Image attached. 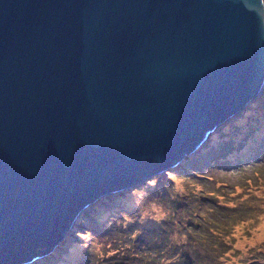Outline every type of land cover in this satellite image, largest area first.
Instances as JSON below:
<instances>
[{
    "label": "water",
    "instance_id": "1",
    "mask_svg": "<svg viewBox=\"0 0 264 264\" xmlns=\"http://www.w3.org/2000/svg\"><path fill=\"white\" fill-rule=\"evenodd\" d=\"M264 88V0H0V264L207 142Z\"/></svg>",
    "mask_w": 264,
    "mask_h": 264
},
{
    "label": "rangeland",
    "instance_id": "2",
    "mask_svg": "<svg viewBox=\"0 0 264 264\" xmlns=\"http://www.w3.org/2000/svg\"><path fill=\"white\" fill-rule=\"evenodd\" d=\"M243 108L212 153L93 198L33 264H264V88Z\"/></svg>",
    "mask_w": 264,
    "mask_h": 264
},
{
    "label": "clouds",
    "instance_id": "3",
    "mask_svg": "<svg viewBox=\"0 0 264 264\" xmlns=\"http://www.w3.org/2000/svg\"><path fill=\"white\" fill-rule=\"evenodd\" d=\"M209 140H213L214 141V136L210 135ZM206 146L210 147V145H207L206 142L204 140H202L201 143L198 146H196L187 155V157L184 160H181V161H178V162L175 163L177 168L179 170H182L183 166H186L187 168H189V166L192 165L191 163H193L195 158H200L203 155H209L208 152L212 153L214 150H216V148H218L217 146L213 145V146H211V148L207 149ZM76 220H77V218H76ZM26 264H28V262Z\"/></svg>",
    "mask_w": 264,
    "mask_h": 264
},
{
    "label": "trees",
    "instance_id": "4",
    "mask_svg": "<svg viewBox=\"0 0 264 264\" xmlns=\"http://www.w3.org/2000/svg\"><path fill=\"white\" fill-rule=\"evenodd\" d=\"M264 132H262V134H263ZM214 144H215V141H214ZM214 144H212V145H210V146H213ZM217 149V148H216ZM207 152V151H206ZM208 154H210L209 152H208ZM207 155H203L202 157H206ZM201 157V158H202ZM200 159V158H199ZM198 160V158H195V160L193 161V163H191L192 165H194V163L196 162ZM187 173L189 174V175H191V176H193V177H195V176H198V173H193V172H190V171H187ZM196 178H198V177H196ZM104 202V200L103 201H101L98 205H96V206H94V207H91V209H92V211H94V212H97L99 209H102L103 207H102V203ZM90 209V208H89ZM89 209H88V211H86L85 213H80L79 214V216H78V218L77 219H79L81 216H84V215H89ZM77 225H79V223H77ZM66 240H68V238H66V239H64V240H62V243L61 244H64L65 242H66ZM213 248H214V244H213ZM58 252V251H57ZM56 253V252H55ZM55 253L52 255V256H50V258L48 259V260H50V259H54L55 258ZM39 264H50V263H39Z\"/></svg>",
    "mask_w": 264,
    "mask_h": 264
},
{
    "label": "bare ground",
    "instance_id": "5",
    "mask_svg": "<svg viewBox=\"0 0 264 264\" xmlns=\"http://www.w3.org/2000/svg\"><path fill=\"white\" fill-rule=\"evenodd\" d=\"M262 132H263V130H262ZM257 135L261 136L260 133H257ZM202 140H203V139H202ZM206 144H207V145H212V144H214V141H213V140H209V141L206 142ZM191 151H192V150H191ZM191 151H190V152H191ZM190 152H188V153H186L185 155H183L181 158L178 159V161L184 160ZM178 161H176V162H178ZM79 224H82V223L80 222ZM66 237H67V236H66ZM66 237H65V238H66ZM61 240H63V237L61 238ZM61 249H62V247H61ZM34 259H35L34 257H33L32 259H30V263H31V264L34 263ZM27 262H28V261L25 260V261L21 262L20 264H26Z\"/></svg>",
    "mask_w": 264,
    "mask_h": 264
}]
</instances>
